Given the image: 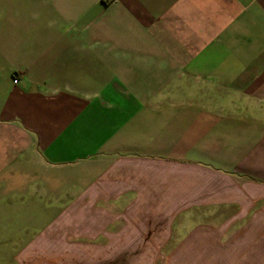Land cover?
Returning a JSON list of instances; mask_svg holds the SVG:
<instances>
[{"label": "crops", "instance_id": "obj_1", "mask_svg": "<svg viewBox=\"0 0 264 264\" xmlns=\"http://www.w3.org/2000/svg\"><path fill=\"white\" fill-rule=\"evenodd\" d=\"M207 218L264 247V0H0V264Z\"/></svg>", "mask_w": 264, "mask_h": 264}, {"label": "rangeland", "instance_id": "obj_2", "mask_svg": "<svg viewBox=\"0 0 264 264\" xmlns=\"http://www.w3.org/2000/svg\"><path fill=\"white\" fill-rule=\"evenodd\" d=\"M225 220L194 219L191 229L180 220L168 242L161 234L160 240L139 243L138 248L113 249L111 264H264L263 243L247 241V229L237 232L239 227L231 223H225L222 231Z\"/></svg>", "mask_w": 264, "mask_h": 264}, {"label": "built area", "instance_id": "obj_3", "mask_svg": "<svg viewBox=\"0 0 264 264\" xmlns=\"http://www.w3.org/2000/svg\"><path fill=\"white\" fill-rule=\"evenodd\" d=\"M105 1H106V2H110V1H114V0H105ZM13 83L16 84V83H17V80L14 79V80H13Z\"/></svg>", "mask_w": 264, "mask_h": 264}]
</instances>
